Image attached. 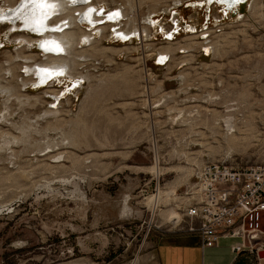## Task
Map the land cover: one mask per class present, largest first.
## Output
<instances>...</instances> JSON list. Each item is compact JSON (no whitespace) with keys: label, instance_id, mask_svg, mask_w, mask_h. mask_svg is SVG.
Segmentation results:
<instances>
[{"label":"rangeland","instance_id":"374dc122","mask_svg":"<svg viewBox=\"0 0 264 264\" xmlns=\"http://www.w3.org/2000/svg\"><path fill=\"white\" fill-rule=\"evenodd\" d=\"M195 1H143L126 24L144 29L132 41L110 39L108 29L96 34L97 50L75 39V51L59 56L78 61L73 74L63 71L76 84L58 100L44 92L65 89L53 79L37 91L17 83L36 104L0 96V264H133L163 238L195 234L185 191L200 165L264 164V0L243 4L237 20L215 5L218 19L207 20ZM178 18L200 32L164 39ZM7 32L2 24L4 68L6 52L45 61L39 38L29 46L12 34L26 32Z\"/></svg>","mask_w":264,"mask_h":264},{"label":"bare ground","instance_id":"6f19581e","mask_svg":"<svg viewBox=\"0 0 264 264\" xmlns=\"http://www.w3.org/2000/svg\"><path fill=\"white\" fill-rule=\"evenodd\" d=\"M4 1L5 2L7 1L9 3L7 5L8 8H6V9H5V7H0V26H2V24H5L6 27H8V32H10V34L12 31L13 32L19 31V33L20 32L24 33L23 29H25L28 36L26 35V33H25V35L15 34V33H12V34H14L13 37L15 40H18V42H21V43L23 41L24 44H28L29 46H30V44H32V41H34V39H33V37L31 38L32 34H30L28 31L29 30H32L31 32L36 31V33L38 34L36 36V38L40 39V42H39V47L41 49L40 51L43 52L45 54V56L47 55L44 58L45 61H39V62L33 61L35 63L31 62L32 64H28L26 61L32 60V57L34 55L33 54L32 55L31 54L25 55V54H23V51L18 50V52H16V57H18V56L19 57L16 60L22 62V64L21 63L15 64L16 60H14V58L11 57V55L8 52H6V54H7V55L5 54L6 55L5 61L7 63L6 65H9L8 63H10V66L9 67L5 66V68H4V66H2V65H5V64H3L1 62L2 64H0V78H2V80L4 78H6L5 74L7 73V70H8L12 75V79H10L8 81L9 83L7 82V85L6 84L4 85V83H0V96L2 94L5 95L7 93L6 95L8 97L6 99H9L10 97H14L15 99L19 100L21 103H23L22 100H25L26 102H24V103H28L31 105L36 104V102L38 101V97L28 96L27 93H24V94L18 93V92H22L21 91L22 89H20L21 87H18V84H19V86L21 85L22 87H26V88L29 85L31 87L34 86V87H32V91H37L39 88L38 86H41V85L49 82V80H52V79L54 81H57L60 84L64 83V86H62V87H64L65 89H63L62 92H61L62 89L57 90L55 88H47L44 91L47 96L54 97L56 100L59 99V96L64 95L67 92H70L71 88L74 89V84H76V82H74L73 78H71V77H73L72 74L74 73V67L77 65L78 61L76 62L75 61L76 59L74 60L73 57H68L67 59L66 58L64 59V58H61L60 56H66L67 57L68 56L67 54L72 53L71 48L74 46L73 42L75 39L78 38V42L81 44H83V43L85 44L87 41L90 42L92 40L90 45L94 44V45H92V49L97 50V49H95V44H96L95 42H97V40L95 41V37L97 36L96 34H98L99 31L105 33V31L108 29L107 33L109 34L110 39H111V37H114L120 41H127V40L132 41L137 36L140 37L139 32L141 30H144V29L138 30L137 28L135 30V28H133L134 26H131V28H129V27H126V24L128 22H131L132 17L134 18V15L136 14V9H137L138 5L140 3H143V1H146V0H122L121 3H119L118 5H115V4L111 5L109 3L103 2L104 0H96V2H98L97 4H94V2L92 4V0H48L49 7H47L44 10L45 15L50 17L52 14L55 17L54 18L51 17L47 21V23H45V21H46L45 20L44 23L40 26L39 31L36 30V25L34 23L29 24V23H26V20H25V17L32 18L33 16H35V17L41 16V10H40L38 4L31 3V0H4ZM179 1H181V0H179ZM197 1L199 2V4L194 3L193 6H197V7L203 6L202 9L203 8L205 9V12H206L205 18L207 20L211 19V18H214L215 20L218 19L216 15H214V14L210 15V12L212 11V5L213 6L215 5L214 7L217 9H221V12H222V14H220L221 16H223V17L226 16L227 18L228 17L229 18H235L237 20L241 17L240 7L243 4H245V5L249 4L250 7H253V5H255V3H256V0H197ZM197 1H195V2H197ZM81 2H83V3H81ZM190 3H188V4H190ZM104 4L107 7H104ZM94 5H96V6H94ZM125 5H128V6H125ZM127 7L130 10V13L128 12ZM154 8L155 7H153V9ZM76 11L78 12L77 15L74 14ZM56 14L59 17L56 16ZM234 14H236L237 16L234 17ZM129 16H130V18H129ZM62 19H68V22H67L68 25L65 26L64 28H62L63 24H60L59 26L57 25V24H59L60 20H62ZM179 19L180 18H178L177 21H175V23L172 24V29L167 32V35H166L167 38L171 39V37L174 36L176 33H178L180 30L182 31L181 28H184L188 32L192 33L193 35H197L200 32V31L198 32L197 27L194 26L193 24H186V26L184 25V26L180 27L181 23L178 22ZM146 20L148 22H151L152 24H155V21L151 20L150 15H148L146 17ZM77 22L86 24V26H84V27L78 26L79 29L81 28V31H76L72 27H74ZM159 24L162 25L161 23H159ZM157 26H156V28H157ZM88 27H91V28H88ZM10 28L12 29V31ZM78 28H77V30H78ZM82 28H84V30ZM143 28H145V27H143ZM67 29H73V30H67ZM164 29H166V28H164ZM8 32L6 33L7 35H9ZM163 32H165V30H163ZM204 33H201L199 35H201V36H208L209 35L208 33H206V34H204ZM143 40L144 39H142L141 41L143 42ZM78 42H76V45ZM81 44H79V45H81ZM137 44H138V42H137ZM186 46L188 47V45H178L175 48H182V47L186 48ZM166 47L167 48L170 47V49L172 48L170 45L166 46ZM161 48H163V47H161ZM107 49L109 50V48H107ZM72 50H73V48H72ZM118 50L119 51L120 50H129V47L128 46H122L121 48H118ZM167 50L168 49L165 48L164 52ZM73 51H75V50H73ZM204 51L208 52L209 46H205ZM78 52L79 53H77L75 55L82 54V53H80L82 51H78ZM60 53H63L64 55H61ZM114 53H116V52H114ZM49 54H53L55 56L53 57V56H50ZM59 54H60V56H59ZM159 55H160L159 59L162 60L163 56H165V55L167 56L168 54H165V55L159 54ZM18 68H20V69L24 68V70L19 69L20 72H18L17 71ZM66 68H68L72 74L70 73V74L66 75L65 72H63ZM70 75H71V77H70ZM19 77L21 78L20 81H19ZM67 77H70V78L68 79ZM85 77H87V76H85ZM75 78H76V76H75ZM70 84H71V86H70ZM17 88H19L20 91L19 90L17 91ZM21 94L24 95L23 99H22ZM54 112H57L56 109L54 110ZM227 115H229V114H227ZM228 117H230V116H228ZM226 122L229 123V121H225V123ZM227 129H230V127L227 126ZM233 130H234V128H233ZM226 133H229V132H226ZM152 170L155 173H158L157 167L153 166ZM149 200L151 202H154L156 199L151 197ZM176 217H178V216L173 211H171L169 213V219H174ZM174 223H176V221ZM263 239H264V232H256V240H263Z\"/></svg>","mask_w":264,"mask_h":264},{"label":"built area","instance_id":"2783aa9c","mask_svg":"<svg viewBox=\"0 0 264 264\" xmlns=\"http://www.w3.org/2000/svg\"><path fill=\"white\" fill-rule=\"evenodd\" d=\"M60 22L62 28L68 25V19ZM185 195L186 228L200 237L203 247L215 246L219 238L235 239L230 246L231 264L242 253L259 258L264 251V239L256 240V232H264V164L204 163L196 169Z\"/></svg>","mask_w":264,"mask_h":264},{"label":"crops","instance_id":"0c3cea01","mask_svg":"<svg viewBox=\"0 0 264 264\" xmlns=\"http://www.w3.org/2000/svg\"><path fill=\"white\" fill-rule=\"evenodd\" d=\"M235 239L219 238L212 247H203L198 235L182 234L161 239L137 264H231L230 246ZM234 264H264V257L240 254Z\"/></svg>","mask_w":264,"mask_h":264},{"label":"snow or ice","instance_id":"6c2138e0","mask_svg":"<svg viewBox=\"0 0 264 264\" xmlns=\"http://www.w3.org/2000/svg\"><path fill=\"white\" fill-rule=\"evenodd\" d=\"M31 3L38 4L40 10H41V16L32 18L25 17L26 23H34L36 25V30H40V26L44 23L45 20L50 19L47 15H45L44 10L49 7L48 0H31ZM19 11V10H18Z\"/></svg>","mask_w":264,"mask_h":264},{"label":"water","instance_id":"95a60500","mask_svg":"<svg viewBox=\"0 0 264 264\" xmlns=\"http://www.w3.org/2000/svg\"><path fill=\"white\" fill-rule=\"evenodd\" d=\"M258 257H264V251H263V252H260V253H258Z\"/></svg>","mask_w":264,"mask_h":264},{"label":"clouds","instance_id":"9594fccd","mask_svg":"<svg viewBox=\"0 0 264 264\" xmlns=\"http://www.w3.org/2000/svg\"><path fill=\"white\" fill-rule=\"evenodd\" d=\"M54 17V16H53Z\"/></svg>","mask_w":264,"mask_h":264}]
</instances>
